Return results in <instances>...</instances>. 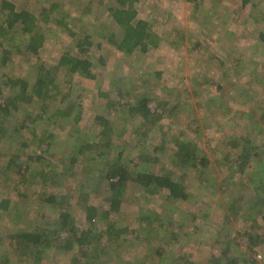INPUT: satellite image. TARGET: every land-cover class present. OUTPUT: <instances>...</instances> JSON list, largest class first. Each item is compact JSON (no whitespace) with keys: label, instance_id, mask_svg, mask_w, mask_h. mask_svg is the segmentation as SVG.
Returning a JSON list of instances; mask_svg holds the SVG:
<instances>
[{"label":"rangeland","instance_id":"obj_1","mask_svg":"<svg viewBox=\"0 0 264 264\" xmlns=\"http://www.w3.org/2000/svg\"><path fill=\"white\" fill-rule=\"evenodd\" d=\"M3 1L12 4L17 12L28 11L35 16L38 27L44 31L46 41L40 53L31 56L22 49L26 46L25 37L18 28L7 39L0 40V61L5 50H9L8 56L15 60L8 66L0 64V81L6 83L7 78L11 77L16 82L12 86L6 83L0 102L7 103L18 94V79L27 78L34 82L41 73V65L47 69L54 68L67 52L90 59L94 63L97 80L90 81L77 74H69L66 69L60 72L58 69L54 72H59L56 74L59 80V89L56 91L59 98L56 101H46L43 104L28 92L20 100L19 108L12 109L10 115L0 119V166L5 168L24 144L27 145L26 158L42 153L45 159L40 166H48L54 160L51 159V154L42 152L47 144L52 143L54 153L60 158L63 153L75 150L77 130L88 133L96 142L100 131L97 121L99 116L106 117L116 127L114 141L123 136L119 132L127 130L122 138L127 143L136 144L131 151L126 145V154L131 153L130 158L136 164L139 147L146 144L153 149L157 145V136L152 133L157 128L144 122L145 125L139 128L141 134L132 136L135 133L133 130L139 126L135 128L133 123H124V119L132 115L130 108L134 102L140 96H147L152 100L149 104L151 110L154 112L159 107L163 113V118L156 124L165 129L168 139L171 133H180L181 140L190 139L199 144L204 151L201 156L207 155L211 160L204 171L209 170L207 176L213 179L208 182L201 179L194 170L173 169L166 159L160 158V162H153L152 156L150 161L144 160L142 169L148 172L162 174L168 167L172 168L175 178L182 180L190 196L182 201L171 199L167 190L150 195L141 187L127 189V194L121 195L124 202L113 217L115 216V223L118 224L115 229L125 227L128 232L122 233L120 237L116 234L106 235L109 226L103 220V215H100L97 223L100 225L99 230L105 232V235L100 240V245L92 244L90 247H103L105 257L95 259L94 263L136 264L135 257L140 264L223 262L227 258L224 247L228 246L225 229L235 228L234 217L238 215L237 208L236 212L228 210V203L232 192L241 195V189L236 186L230 189L223 185V180H229L231 176L225 168L226 155L223 156L227 152L219 146L221 140L218 137L222 132L226 139L221 142L229 144L242 135L247 136V121L241 118H248V112L251 114L253 111L260 117L256 116L254 121L262 130L255 140L253 136L251 138L257 146H264V116L261 114L264 112V0H250V4L245 7L241 0H199L195 10L185 0H140L135 4L137 17L149 23L152 37L157 43L155 47L150 45L146 51L138 48L129 55L116 48L115 41L122 39L124 31L118 29V24L107 12L111 7L110 0H0V24L6 18V12L2 10ZM53 5L58 6L53 9ZM44 13L49 22H45ZM61 19H65V26L72 29L74 36L58 24L57 21ZM85 38L92 46L82 50L77 47V43ZM69 85L73 88L71 92ZM64 93H69V97L60 103L59 99ZM216 97H220V100L214 103L212 100ZM224 107L232 108L234 113L226 118V122H232L229 125L221 123L219 116L218 110H227ZM59 109L66 113L64 117H54ZM79 112L81 121L73 128L74 118ZM151 128L152 131L149 132ZM42 135L47 137L46 143L39 146V141H34V137L39 140ZM86 137L85 139H89ZM239 150L234 153V159ZM163 154V151L157 153L159 157ZM29 163L30 171L36 174L43 168L36 167L39 163L34 160ZM257 173L261 177L263 170L257 169ZM26 175L31 177L27 172ZM87 176L92 177V180L96 179L92 173H85L79 165L74 168L71 177H63L58 183L60 189L63 188L65 193L73 196L69 203L80 230L87 229L89 225L82 201L100 206L102 213L109 209L108 200L112 198L107 184L102 186L97 184V180L91 183L92 187L94 184L98 185L95 192L91 187L92 191H85L82 195L77 193L78 184ZM15 177L18 179L16 174H7L5 170L0 172V198L12 197L15 202L19 200L13 188H1L2 184L6 185ZM38 180L40 181L31 177L30 182L24 183L25 187H19L20 193L27 196L25 201L33 200L40 191ZM32 205H35V200L26 209L32 216V220L27 223L33 227H45L46 219L42 214L49 213L48 206L45 210H40L35 206L30 208ZM16 206L2 213L6 219V234L15 231V225L9 221L12 222L17 212ZM146 212L155 214L156 219L151 224L144 220ZM225 215L229 217L230 223L226 222ZM54 220L52 216L47 219L48 222ZM256 223L254 225L257 227L264 226L261 216L257 217ZM242 228V224L240 228H235L238 235ZM189 232H194L195 235L187 237ZM261 237L264 240V233ZM234 243L240 245L239 250H245L246 236H241ZM10 246L3 244L0 249L5 253L3 248L8 249ZM259 246L263 259L258 257V264H264V243ZM55 251L58 253L55 256L57 261L52 262L51 256L48 262L73 264L72 252ZM20 257L16 254L12 259L17 261ZM233 257L238 258L239 254ZM240 261L239 264H243Z\"/></svg>","mask_w":264,"mask_h":264},{"label":"trees","instance_id":"obj_2","mask_svg":"<svg viewBox=\"0 0 264 264\" xmlns=\"http://www.w3.org/2000/svg\"><path fill=\"white\" fill-rule=\"evenodd\" d=\"M185 1L188 6H192L194 8L193 10H195L199 0ZM109 2L111 7L107 9V12L111 15L113 21H116L118 24V29L124 31L122 39L120 41L116 39L115 41L117 50L129 55L138 48L141 51H146L150 45L153 47L156 46L157 42L152 37L153 34L150 32L149 23L137 17L138 12L135 9V4L140 2V0H110ZM241 2L243 7L250 4V0H241ZM57 6L53 5L52 8L55 9ZM2 10L6 12V18L0 24V40L7 39L11 32L18 28L17 30L25 37L26 46L24 45L22 49L27 54H31V56L38 55L45 45L46 36L44 35V31L38 27L35 16L28 11L17 12L12 4L5 1H3ZM44 14L45 22H49L48 16H46V13ZM64 20L61 19L57 22L59 25L65 27L70 35L74 36L75 34L72 29L69 26H65ZM111 40H113V37ZM91 46L92 43L87 38L77 43V47L82 50L85 47L89 48ZM8 53L10 51L5 50L0 61V64L3 66H8L15 61L8 56ZM40 67L41 73H39L34 82L27 78L18 79L17 84L20 85V88L17 90L18 94L12 97L7 103L0 102V119H5L6 116L10 115L12 109L19 108L20 100L28 92H31L32 97H36L43 104L46 101H56L59 98L56 93L59 89V80L56 74L61 70L66 69L69 74H77L90 81L95 82L97 80L94 63L90 59L81 58V56L73 55L71 52L64 53L58 65L54 68L47 69L44 65ZM58 69L59 72L54 73ZM7 80L6 83L8 85L12 86L16 84L15 81H12L11 77H8ZM67 81L70 83L69 79ZM6 83L0 81V98L4 96L3 87ZM69 90L70 92L73 90L71 85H69ZM68 97L69 93H64L59 99L60 103L64 102ZM219 100L220 97H216L212 101L215 103V101ZM151 101L147 96H140L130 108L132 115L124 119V123H133L132 126L135 128L139 126L136 130H133L135 133L132 136L141 134L139 133V128L141 125H145L144 122L150 124L152 128L154 126L157 128L156 131H152V128L148 130L157 136V145L153 149L148 148L146 144L139 147L138 163L136 164H133L134 160L130 158L131 153L126 154L127 150L125 146L127 145L131 151L134 144H136V142L127 143L122 138L127 130L123 129L121 132L118 131V134L123 133V136L119 140L116 139L117 141H114L113 133L116 127L106 117L99 116L97 117V121L100 131L98 133L99 138L97 137L96 142L95 138L90 137L88 133L83 130H77L76 133L78 132V135L74 140L75 150L63 153L60 158H57V154L54 153L52 143L47 144L46 149L42 152L47 155H52L51 159L54 160V163L50 161V165H48L51 168L42 164L40 166L42 160L45 159L42 153L41 155L32 154L26 158V144L23 145L24 147L18 154L12 156V159L8 161L5 168L0 166V172L5 170L7 174L13 173L18 175V179L16 177L11 179L6 185L2 184L1 188L6 187L9 190L13 188L17 192L16 196L19 199L15 202L12 197L0 198V246L2 247L3 244L11 245L8 249L3 248L5 253L0 249V264H47L51 256L52 262H56L57 259L55 256H58V253L55 250L64 253L72 252L74 254L73 264H95V259L105 257L103 247H90L92 244L100 245L99 242L105 235V232L99 230L100 225L97 223L100 215H103V220L109 226L106 235L112 236V234H116L117 237H120L122 233L128 232V228L125 227L115 229L118 224L115 223V216L113 217L120 210L124 202L122 201L121 195H126L127 189L133 186L141 187L150 195H156L162 190H167L171 199L186 201L190 195L187 193L186 186L182 180L175 178L173 169L194 170L201 179L212 182L211 179L213 177L210 178L207 176L210 171H204V168L211 163L209 157L207 155L201 156L204 151L198 146V143L190 139L181 140L182 134L180 133H171L170 139H168V134L165 129L156 124V122H159L163 118V113H161L159 107L153 112L149 106ZM228 108H225L227 109L226 111H223L222 108H220L222 111L218 110L221 123L226 122V118L230 115H234L232 108ZM261 114L264 116V112ZM64 115L66 113L61 112L59 109L55 112L54 117H64ZM246 116L248 118L242 117L241 119L247 121L248 126L245 127L249 130L247 136L242 135L236 140H231L229 144L221 142L226 139L222 132L219 133L220 136L218 137L221 140L219 146L227 152L223 155H226L224 160L227 161L225 168L228 170V175L231 176H228L229 180H223V185H226L230 189H233L235 186L241 189V195L232 192L230 203H228V210L235 211L237 208V214L239 215L240 213L239 217L241 215L244 217H241V219L238 215L234 217L236 219L234 221L235 228H240V225H243L242 232L240 231L239 235L235 228L225 229L228 246L224 247V251L227 253V258L220 264H239L241 262L240 260L243 261V264H258V257L261 256L260 258H262L260 254L262 251L258 248L260 244L264 243L261 237L264 233V226L257 227L254 224H257L256 219L259 216L264 221V146H257L254 141L259 131L262 130L261 127L259 128L256 125L254 118L256 116L258 118L260 117L253 111L251 114L248 112ZM80 121L81 112L74 118L75 124L73 128ZM230 123H232L231 120L224 123V125H229ZM169 130L173 131L172 128H169ZM230 133L232 132L230 131ZM251 136L254 137V140ZM85 137L89 139H85ZM46 138L42 135L39 140L34 137V141H39L40 144L38 145L41 146V144L46 143ZM120 140L122 141L120 142ZM134 140L136 141V139ZM237 149L240 150L234 159L233 155L237 152ZM160 151H163L164 154L159 157L157 153ZM160 158L168 160L167 164L172 165L173 169L168 167V170H164L162 174L148 172L142 169L144 160L150 161L151 159L153 162H160ZM33 160L35 163H39L36 167H43L37 174L32 170L30 171L31 167L29 162H33ZM79 165L83 167L85 173H92L96 179L92 180L90 176L82 178V181L78 184L77 193L79 192L82 195V193L85 191L88 192V190H94L95 192V188L98 185L94 184V187H92L93 185L91 183L92 181L95 183L97 180V184H107L112 197L108 200L109 209L102 213H100V206H93L87 204L86 201H82L84 203L82 208L85 211L86 221L89 224L85 230L78 229L76 217L72 215L69 201L73 196L65 193V190L63 188L60 189L61 187L58 186V183L64 179L63 177H71L72 171ZM257 169L263 170L261 177L257 175ZM26 172L29 173V176L33 180L40 179V181L38 180V187H41V189L31 201H25L27 196L20 193L19 190L21 185L25 187L24 183L30 182L31 177H26ZM48 186H51L50 191L47 190ZM91 187L93 188L92 190ZM34 200L35 205H32L30 208H34L35 206L37 209L45 210L48 206L49 209V213L42 214L46 219V224L43 228L39 226L33 227V225L27 223V221L32 220V216L31 212L26 209ZM15 206L17 212L14 214L13 220H11L12 222L9 221L10 224L15 225V231L6 234V219L2 213H6ZM46 214H48V217ZM154 215L153 213L146 212L144 214V220L151 224L153 222L152 220L156 219ZM50 216L55 220L48 222L47 219ZM224 218L226 222L230 223L227 215ZM251 221L252 223H250ZM161 226L163 227L162 224ZM189 235L191 237L195 233L189 232L187 237ZM241 236H246L247 239L246 249L242 251L239 250L240 245L234 243V241H239ZM231 243L233 244L231 245ZM53 251L56 253L54 254ZM237 253L239 257H233ZM16 254L21 256L17 261L12 259ZM136 258L135 263L140 264L139 260L136 262ZM48 264H51L50 261ZM148 264L150 263L148 262Z\"/></svg>","mask_w":264,"mask_h":264}]
</instances>
